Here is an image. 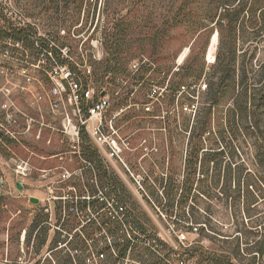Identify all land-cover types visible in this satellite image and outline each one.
Segmentation results:
<instances>
[{
  "label": "rangeland",
  "instance_id": "rangeland-1",
  "mask_svg": "<svg viewBox=\"0 0 264 264\" xmlns=\"http://www.w3.org/2000/svg\"><path fill=\"white\" fill-rule=\"evenodd\" d=\"M171 3L172 0H83L77 8L74 0H0V30L3 28L12 33L28 27L32 37L48 40L55 48L67 46L69 53L65 58L76 62L75 76L82 81L85 76L93 89H103L109 96L110 107L103 122L116 116L114 125L128 141V148L122 154L126 170L120 162L106 158L89 138V144L97 149L102 164L125 188L114 192L106 182L101 186L97 176L92 175L90 165L80 157V141L62 131V115L49 108L47 72L50 63L45 61V55L37 56L33 48L21 51L9 41L11 39L0 40V51L7 49L6 57L0 55V66L10 70L7 74L0 73V85L5 80L16 85L11 97L22 112L13 110L16 122L5 125L14 133L15 138H10L15 143L0 141V264H58L70 252L73 257L84 256L89 250L94 254L102 252L103 242H107L104 231L94 244L87 241L85 247L80 244L78 251L73 252L74 236L68 229L74 215L69 217L66 213L60 218L57 212L59 199L54 197L65 194L69 201H75L77 185L82 182L93 185L98 196H103L107 202L112 203L115 195L117 199H124L125 202H119L124 206L123 212L132 213L145 229L144 235L129 229L130 235L162 242L157 248L160 253L166 254L170 248L186 258L183 254L185 244L196 245L201 239L203 246L215 247L207 239L200 238L194 228L189 231L181 220L169 217L167 208L157 205L155 198L161 196V185L169 173L176 181L181 180L187 150L191 142H196V138L192 141L191 127L202 120L210 124V131L204 134V146L208 149L223 145L226 150L222 155L223 164L234 152V160L245 169L261 170L254 156L257 150L264 154V100L260 95L251 106L250 122L240 123V131L222 133L220 123L233 106L243 105L244 86L259 74V66L264 62L263 39L254 40L249 35V28H245L243 34L239 28L235 58L230 62L223 95H207L209 83L217 78L212 65L216 57L223 54L215 28L203 57L202 37L195 41L188 37L171 40L167 49L172 50L173 55L165 61L159 58L166 56V47L165 50L156 48L154 54L149 55L148 52L138 53L132 45V57L122 73L115 74L109 68L101 75L94 74V62L104 57L102 42L106 37L130 22V36L136 38L140 19L151 28L166 30L160 16L167 14ZM215 33L217 39L211 47ZM167 37L165 33L154 36L158 42ZM132 64L137 67L133 68ZM22 66L28 67L30 81L17 73ZM176 82L178 87L172 90L171 85ZM19 84L25 87L22 93L17 87ZM208 104L212 105L209 113L205 109ZM67 109L72 123L77 124L78 116L74 115L71 106ZM250 123L255 127L253 132L246 128ZM68 130L71 131V127ZM74 151L77 157H74ZM80 166L85 168L84 171L89 170L85 172L87 179L81 176ZM63 173L69 176L63 178ZM74 184H77L76 190ZM146 187L156 193L155 197L149 195ZM31 197L37 198L38 202H31ZM112 207L107 205L111 212ZM216 208L218 213L214 216L217 218L224 209ZM80 218L84 219V215L80 214ZM177 219L179 226L173 223ZM221 221L229 226L223 230L231 231L228 220ZM181 235L185 236L182 243ZM59 244L61 248L54 250L53 247ZM99 264L111 263L103 259ZM185 264H195V260H187Z\"/></svg>",
  "mask_w": 264,
  "mask_h": 264
},
{
  "label": "trees",
  "instance_id": "trees-1",
  "mask_svg": "<svg viewBox=\"0 0 264 264\" xmlns=\"http://www.w3.org/2000/svg\"><path fill=\"white\" fill-rule=\"evenodd\" d=\"M82 1L74 0V5L79 8ZM166 13H169V16L159 14L160 18L164 19L166 30L162 27L151 28L145 20L140 19L139 34L136 38L130 36V22L120 26L112 36L106 37L102 42L104 57L94 62L96 64L94 74L101 75L109 68L115 74L122 73L127 61L132 57L130 55L132 45L136 46L138 53L148 52L149 55L154 54L156 48L165 50L166 47V56L159 58L165 61L173 55V51L167 49L171 40H185L188 37L195 38V41L202 37L201 55L203 57L215 28L223 54L217 56L216 62L212 65L217 78L215 82L209 83L207 95L215 96L218 93L223 95L226 87L224 83L230 72V62H233L235 58V43L239 28L242 29V34L245 28H249V35H252V39L257 41L263 39L262 42H264V0H172ZM163 33L168 37L158 42L154 36ZM31 37L32 32L28 27L17 29L12 33L6 32L3 28L0 30L1 41L10 38L21 40L27 49L33 48ZM39 43L43 49L51 52V56L45 54V61L53 60L57 64L67 65L73 72L78 71L76 62H70L63 57L48 40L39 39ZM79 62L83 65L81 60ZM259 68V74L244 86L241 93L244 100L243 105L233 106L223 123H220L222 133L234 134L240 131V123L243 121L247 123L250 120L249 112H251V106L257 101V96L260 95L259 97L264 100V62ZM86 80L84 76L85 83ZM232 84L235 85V80H232ZM176 87H178V82L171 85L172 90H176ZM211 107L212 105L208 104L205 108L208 113L211 112ZM3 117L0 113V122L6 125ZM246 128H251L253 132L255 127L250 123ZM209 131L210 124L203 120L191 127L192 141L196 138V142L195 144L191 142L187 150L182 178L178 182L169 173L165 178V183L161 185V196H156L155 202L167 208L166 214L169 217L173 216L174 219L181 220L184 223L183 227L187 230L194 228L200 238H205L215 245L214 248L205 247L201 243L202 239L196 245L185 244L186 247L183 249V254L186 256L185 261L194 259L195 264H264V154L258 150L255 151V162L261 169L256 172H251L242 164L237 163L234 160L236 156L234 152L223 164L222 155L226 153L223 145L219 144L218 147L208 149L204 146V134ZM0 141L4 144L15 143V140L1 129ZM79 141L82 145L80 157L90 165L89 170L93 176H97L100 185L106 182L114 192L124 190L123 184L108 172L98 158L97 149L89 144V136L83 128L79 131ZM73 154L77 157L75 151ZM81 170H83L81 176L87 179L85 172L89 170L84 171L83 166ZM197 174L200 175L197 176ZM76 185L73 186L75 190ZM147 187L149 195L155 197L156 193ZM77 189L78 194L75 196H89V199H79L75 205L66 201L67 204L64 206L60 200L57 204L60 218L63 211L69 217L74 215L68 229L74 236V244L71 246L73 252L78 251L80 244L85 247L84 244L87 241L94 244L97 236L104 231L111 245L103 242L104 261L111 264L116 262L121 264H168L166 260L169 259L172 249L169 248L166 254L161 255L154 246L159 247L162 242L158 240L156 242L153 238L138 239L130 235L129 229L134 233L145 234L143 225L132 213L122 212L120 220L111 217L107 213V199L97 198L95 196L97 189L93 185L82 182L80 186L77 185ZM115 196L118 204L125 202L124 199L120 197L117 199V195ZM87 205L89 210L86 208ZM216 207L224 209V212L218 214L217 218L214 216L218 213ZM174 210L176 212L172 214ZM77 213L84 215L83 225ZM178 219L173 220L177 226H179ZM221 220H228L231 224V231L223 230V227L228 229L229 226ZM111 247L116 252V256L111 254ZM83 258L84 256L73 257L67 253L65 260L58 261V264H85ZM72 259L75 260L74 263Z\"/></svg>",
  "mask_w": 264,
  "mask_h": 264
},
{
  "label": "built area",
  "instance_id": "built-area-1",
  "mask_svg": "<svg viewBox=\"0 0 264 264\" xmlns=\"http://www.w3.org/2000/svg\"><path fill=\"white\" fill-rule=\"evenodd\" d=\"M11 39V38H10ZM9 41H13L15 43V46L18 47L21 51L25 50V47L23 46V42L21 40H15L11 39ZM31 43L33 46V49L36 50L37 56H43L45 54H48L51 56V52L43 49L39 43V37L33 36L31 37ZM58 51L61 53L63 57H67L69 53V48L67 46L63 47H57ZM1 56L7 55V49H2L0 51ZM40 59V58H39ZM21 61V60H20ZM50 68L47 72L49 80H50V88H49V100L48 105L51 111L60 113L62 115V128L63 132L72 134L75 136L76 140H79V131L83 128L86 133L88 134L89 138H91L93 144L97 147L98 150H100L104 156L108 159H113L118 162H120L126 170H128L126 164L122 160V154L125 149L128 148V141L126 138L122 137L118 130L115 127V117L113 116L111 119L108 120V122H103V116L110 107V99L107 93L102 90H95L89 83L83 82L81 79L75 76V73L72 72L67 65H60L57 64L55 61L50 60ZM24 64L27 65V63L24 61ZM36 66H38L36 64ZM133 68H136V64H132ZM10 70L0 66V73L7 74ZM17 73L24 78L26 81H30L31 77L29 76L28 67L22 66ZM13 87H16L15 84L8 83L7 80H5L4 84L0 85V97H3V99L0 101V113L3 114L4 121L6 123L13 122L15 123L16 120L13 118V110L19 111V113H22L21 110H19L18 106L15 104V101L11 97ZM20 90H24L25 87L23 85L17 86ZM103 94L101 95V93ZM67 106H71L72 111L74 115L78 116V123L73 124L72 123V117L70 116V113L67 109ZM40 119H42V115L40 114ZM41 126L43 125L42 122H39L36 120ZM71 127V131L68 130V128ZM0 129L4 131V133L8 134L12 138H15L14 133L10 132L6 129L5 125L0 122ZM18 169H20V166H17ZM68 173H63L62 177L66 178L68 177ZM74 188V187H73ZM98 193L102 194L101 191ZM100 200L104 197H99L96 193L95 195ZM55 199H59L63 202V205L65 206L68 201L69 204L75 205L76 202L79 199H89V196H75V201H69L67 199V195L62 194L58 197H54ZM112 203L108 202L107 205L112 207V212L107 208V213L114 218L121 219L120 214L124 211V208L122 205L118 204L115 199L111 200ZM63 206V208H64ZM87 210L88 205H87ZM75 213V210L73 211ZM66 212L63 211V214L65 215ZM77 216L79 220L81 221L82 225L85 223L83 219L80 218V214L77 213ZM76 230V229H75ZM74 232V231H73ZM69 234V233H68ZM24 238V234L22 235V239ZM185 236H180V241L182 243V239H184ZM107 242L110 245V240H107ZM61 244H59L55 249L61 248ZM111 246V245H110ZM154 248H158L157 246H154ZM51 251V250H50ZM69 251V250H68ZM70 252V251H69ZM111 254L113 256H116V252L111 247L110 250ZM71 253V252H70ZM161 255H164L161 253ZM180 254L174 250H172V253L169 255V259L166 261L168 264H185L186 261L184 258L179 256ZM105 257V254L103 252L99 253H91L90 251L87 252L86 255H84V263L85 264H99L100 261H102ZM73 263L75 262L74 259H72ZM54 264V263H53Z\"/></svg>",
  "mask_w": 264,
  "mask_h": 264
},
{
  "label": "bare ground",
  "instance_id": "bare-ground-1",
  "mask_svg": "<svg viewBox=\"0 0 264 264\" xmlns=\"http://www.w3.org/2000/svg\"><path fill=\"white\" fill-rule=\"evenodd\" d=\"M216 39H217V34L215 33L212 37V40H211V47L214 45V43L216 42Z\"/></svg>",
  "mask_w": 264,
  "mask_h": 264
},
{
  "label": "water",
  "instance_id": "water-1",
  "mask_svg": "<svg viewBox=\"0 0 264 264\" xmlns=\"http://www.w3.org/2000/svg\"><path fill=\"white\" fill-rule=\"evenodd\" d=\"M103 94V92L101 93V95ZM0 185H1V181H0ZM30 201L33 202V203H37L38 202V199L35 198V197H31L30 198Z\"/></svg>",
  "mask_w": 264,
  "mask_h": 264
},
{
  "label": "crops",
  "instance_id": "crops-1",
  "mask_svg": "<svg viewBox=\"0 0 264 264\" xmlns=\"http://www.w3.org/2000/svg\"><path fill=\"white\" fill-rule=\"evenodd\" d=\"M4 84V83H3ZM2 85V84H1ZM20 90V89H19ZM21 91V93H22V90H20ZM15 101V100H14Z\"/></svg>",
  "mask_w": 264,
  "mask_h": 264
}]
</instances>
